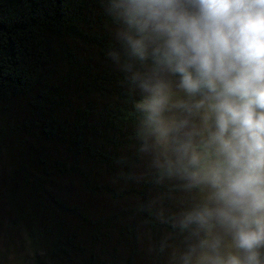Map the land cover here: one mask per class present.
<instances>
[{"label":"trees","instance_id":"obj_1","mask_svg":"<svg viewBox=\"0 0 264 264\" xmlns=\"http://www.w3.org/2000/svg\"><path fill=\"white\" fill-rule=\"evenodd\" d=\"M109 4L0 0V110L24 98L26 113L9 127L7 115H0V155L9 172L7 207L21 219L30 206L39 205L38 214L47 220L35 218L28 228L30 241L47 243L51 254L61 253L72 264H114L95 249L105 250V237L114 232L122 239L128 233L134 241L126 221L134 216L156 239L160 224L146 195L169 174L167 167L147 179L134 175L145 147L136 109L144 93L132 77L137 71L150 74L152 58L134 60L131 70L123 67L128 48ZM171 79L179 81L178 76ZM193 168L191 163L173 164L172 172ZM79 193L112 201L136 199L140 205L98 216L63 197ZM172 220L165 214L162 224L171 229ZM78 229L87 236H79Z\"/></svg>","mask_w":264,"mask_h":264},{"label":"clouds","instance_id":"obj_2","mask_svg":"<svg viewBox=\"0 0 264 264\" xmlns=\"http://www.w3.org/2000/svg\"><path fill=\"white\" fill-rule=\"evenodd\" d=\"M109 10L128 48L123 67L152 58L150 74L132 77L144 93L136 109L145 148L174 130L165 116L170 92L161 73L178 76L189 96L213 101L209 146L216 159L204 176L193 172L191 179L213 189L215 207L189 213L182 224L215 219L238 251L222 254L218 239L202 241L208 249L203 264H264L258 251L264 248V0H110ZM111 56L121 62L117 53ZM187 151V145L176 148L177 162ZM190 163L198 165V156ZM167 167L171 174V160ZM196 255L190 247L182 264H193Z\"/></svg>","mask_w":264,"mask_h":264},{"label":"rangeland","instance_id":"obj_3","mask_svg":"<svg viewBox=\"0 0 264 264\" xmlns=\"http://www.w3.org/2000/svg\"><path fill=\"white\" fill-rule=\"evenodd\" d=\"M167 81L170 92V102L165 113L173 131L166 140L155 145L148 141L147 148L142 149V157L138 165L133 169L138 179H147L154 172L167 168V161L173 164L190 163L193 155L198 156L199 164L193 165L192 170L182 172L175 171L160 179V185L155 187L146 195L148 207L153 210L159 230L155 233V239L148 228L137 221V216L126 219L130 222L127 230L131 231L136 239L128 238L126 233L122 239L117 232L105 237L106 242L102 244L105 250L95 249L104 259L114 264H182V255L190 247L197 248V255L193 257V264H203L208 252L207 248H201V242L209 243L219 240L220 252L222 254L236 253L232 236L228 230L215 219L209 220L204 226L195 222L182 224L184 218L195 211L204 208L215 207L213 200V189L204 182L195 183L191 179V173L197 172L204 176L214 163L216 157L213 149L209 146L210 134L214 128V113L212 111L213 101L203 96H189L178 87L177 80L171 76L161 73ZM201 104L197 107V104ZM24 98H16L6 108L0 110L2 118L10 120L6 123L9 127L17 125L26 116L24 112ZM12 118V119H11ZM30 143L34 140L27 136ZM179 145H187V154L177 162L176 148ZM15 147V144L12 143ZM8 168L6 157L0 155V264H72L69 259L61 253L54 255L50 252L47 243L30 241L28 228L35 224V218L47 220L45 214L41 217L39 205L30 208L37 216L32 215V210L24 212V217L18 219L7 207ZM190 187V192L186 188ZM165 189V190H163ZM73 188L70 189L72 193ZM164 192V194H161ZM64 199L71 203H81L92 209L98 216H109L120 211L140 205L136 199H121L112 201L105 196L90 197L84 193L64 194ZM164 206L170 217L173 216L172 226L169 229L162 219L164 217ZM172 212V213H171ZM171 219V218H170ZM42 223V221H40ZM123 224L124 222L121 221ZM120 223V224H121ZM81 237H86V231L78 229ZM261 260L264 261V248L258 250Z\"/></svg>","mask_w":264,"mask_h":264}]
</instances>
